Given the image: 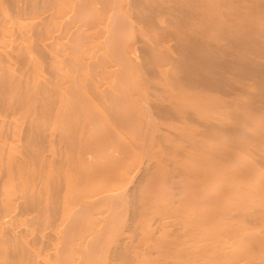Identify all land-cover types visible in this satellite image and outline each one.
<instances>
[{"label":"bare ground","instance_id":"obj_1","mask_svg":"<svg viewBox=\"0 0 264 264\" xmlns=\"http://www.w3.org/2000/svg\"><path fill=\"white\" fill-rule=\"evenodd\" d=\"M0 264H264V0H0Z\"/></svg>","mask_w":264,"mask_h":264}]
</instances>
